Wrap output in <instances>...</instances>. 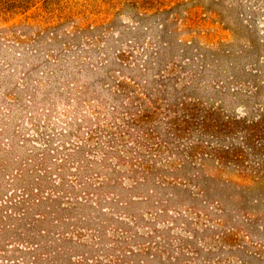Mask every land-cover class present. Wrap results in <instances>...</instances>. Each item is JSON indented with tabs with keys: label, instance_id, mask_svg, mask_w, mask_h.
<instances>
[{
	"label": "rangeland",
	"instance_id": "rangeland-1",
	"mask_svg": "<svg viewBox=\"0 0 264 264\" xmlns=\"http://www.w3.org/2000/svg\"><path fill=\"white\" fill-rule=\"evenodd\" d=\"M0 264H264V0H0Z\"/></svg>",
	"mask_w": 264,
	"mask_h": 264
}]
</instances>
